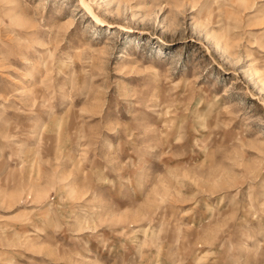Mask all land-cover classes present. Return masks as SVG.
<instances>
[{
  "label": "rangeland",
  "instance_id": "obj_1",
  "mask_svg": "<svg viewBox=\"0 0 264 264\" xmlns=\"http://www.w3.org/2000/svg\"><path fill=\"white\" fill-rule=\"evenodd\" d=\"M0 264H264V0H0Z\"/></svg>",
  "mask_w": 264,
  "mask_h": 264
}]
</instances>
